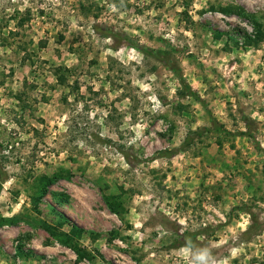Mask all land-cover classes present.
Segmentation results:
<instances>
[{"label":"rangeland","instance_id":"obj_1","mask_svg":"<svg viewBox=\"0 0 264 264\" xmlns=\"http://www.w3.org/2000/svg\"><path fill=\"white\" fill-rule=\"evenodd\" d=\"M0 264H264V0H0Z\"/></svg>","mask_w":264,"mask_h":264},{"label":"clouds","instance_id":"obj_2","mask_svg":"<svg viewBox=\"0 0 264 264\" xmlns=\"http://www.w3.org/2000/svg\"><path fill=\"white\" fill-rule=\"evenodd\" d=\"M198 259H201V260H203V259H204V257H203V256H201V257H198Z\"/></svg>","mask_w":264,"mask_h":264}]
</instances>
